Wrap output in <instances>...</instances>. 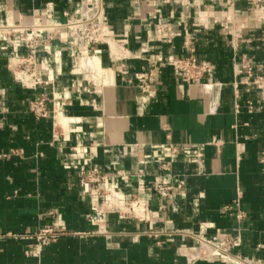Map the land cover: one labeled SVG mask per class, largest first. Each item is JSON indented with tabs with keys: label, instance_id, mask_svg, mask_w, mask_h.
<instances>
[{
	"label": "crops",
	"instance_id": "0c3cea01",
	"mask_svg": "<svg viewBox=\"0 0 264 264\" xmlns=\"http://www.w3.org/2000/svg\"><path fill=\"white\" fill-rule=\"evenodd\" d=\"M89 4L99 81L63 42L38 119L2 30ZM189 55L193 80L170 64ZM89 165L113 182L81 185ZM0 264H264V0H0Z\"/></svg>",
	"mask_w": 264,
	"mask_h": 264
},
{
	"label": "built area",
	"instance_id": "2783aa9c",
	"mask_svg": "<svg viewBox=\"0 0 264 264\" xmlns=\"http://www.w3.org/2000/svg\"><path fill=\"white\" fill-rule=\"evenodd\" d=\"M253 1L257 2L258 0ZM13 27L20 29L9 31L4 35L3 39L7 42L5 48H10L9 56L16 79L24 87L35 91V96L30 101L29 108L38 119L49 118L52 113L50 104L51 102L55 104L53 101L55 92L54 96L51 97L46 90L50 84H53V78L50 77L52 72H48V65L50 58H57L62 55L61 45L63 42L67 41L69 45L74 44L78 47L79 54L77 55L80 56L81 65L87 72V81L93 83L99 81V73L93 62L94 59H91L90 49L93 45L107 41L109 25L104 9L100 4H89L82 9L79 17L71 18L66 22L56 19L53 13L50 12L44 22L27 23V21H19L14 23ZM4 31H6V28ZM170 64L189 80L201 77L208 69L207 65H201L194 55L173 59ZM146 78L145 76L144 79ZM56 135L54 133V137ZM170 150L173 156H177L180 147L171 145ZM108 181L113 182L112 176L104 173L98 165H89L80 179L83 186ZM154 187L161 196L168 197L173 193V179L172 181L156 180ZM114 188H118V184H115ZM134 202L136 201H131V206ZM234 207L238 210V218L245 217V211L241 209L239 199H236L233 205H225L224 210L230 211ZM58 236V233L52 228H46L40 233V237H43L46 242L48 239H56ZM227 242L228 240L224 244L226 245ZM207 246V241L202 240L201 252H203V256L210 254V250L206 249Z\"/></svg>",
	"mask_w": 264,
	"mask_h": 264
},
{
	"label": "rangeland",
	"instance_id": "374dc122",
	"mask_svg": "<svg viewBox=\"0 0 264 264\" xmlns=\"http://www.w3.org/2000/svg\"><path fill=\"white\" fill-rule=\"evenodd\" d=\"M27 23H29V22H27ZM11 25L13 26L14 25V23H11ZM12 26L10 27H6L5 26V28H6V31H18L20 28H17V27H13L12 28ZM5 28L2 30V31H4L5 30Z\"/></svg>",
	"mask_w": 264,
	"mask_h": 264
}]
</instances>
